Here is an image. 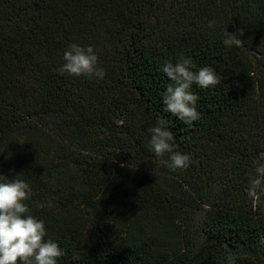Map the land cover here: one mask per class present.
Instances as JSON below:
<instances>
[{"label":"trees","instance_id":"1","mask_svg":"<svg viewBox=\"0 0 264 264\" xmlns=\"http://www.w3.org/2000/svg\"><path fill=\"white\" fill-rule=\"evenodd\" d=\"M71 44L103 79L58 71ZM181 56L221 80L193 85L191 124L162 102ZM158 120L186 169L150 150ZM262 152L264 0H0V181L30 184L58 264H264V193L247 195Z\"/></svg>","mask_w":264,"mask_h":264},{"label":"clouds","instance_id":"2","mask_svg":"<svg viewBox=\"0 0 264 264\" xmlns=\"http://www.w3.org/2000/svg\"><path fill=\"white\" fill-rule=\"evenodd\" d=\"M214 21L209 22V27ZM222 43L231 48L243 46L239 37L243 29L229 32L223 31ZM64 64L58 69L61 74L67 73L73 77L103 79L105 70L99 66L98 56L93 46L86 48L71 44L65 51ZM196 69L190 57L181 56L177 62H166L163 73L170 79L163 92L164 110L183 121L191 124L200 119L196 104L198 96L193 93L195 84L201 89L215 87L221 80L216 70L211 66ZM150 135L149 147L157 158L167 154L166 161L172 170L186 169L191 157L178 149L174 133L163 120L148 129ZM123 166V165H122ZM255 175L251 177L247 195L255 198L264 193V152L257 155L253 161ZM32 195V189L23 179L0 181V264H58V259L65 253L57 242L47 238L45 222L30 214L26 201ZM39 207H45L40 204ZM264 244V238L260 240Z\"/></svg>","mask_w":264,"mask_h":264},{"label":"rangeland","instance_id":"3","mask_svg":"<svg viewBox=\"0 0 264 264\" xmlns=\"http://www.w3.org/2000/svg\"><path fill=\"white\" fill-rule=\"evenodd\" d=\"M224 264H234V260L232 257H228L227 261Z\"/></svg>","mask_w":264,"mask_h":264}]
</instances>
